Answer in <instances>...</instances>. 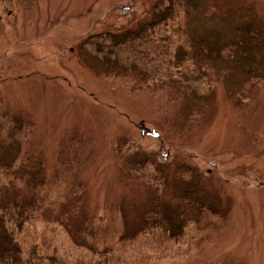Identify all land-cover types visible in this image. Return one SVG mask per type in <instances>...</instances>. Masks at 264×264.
<instances>
[{"label": "rangeland", "instance_id": "obj_1", "mask_svg": "<svg viewBox=\"0 0 264 264\" xmlns=\"http://www.w3.org/2000/svg\"><path fill=\"white\" fill-rule=\"evenodd\" d=\"M158 1L164 3V13L156 9ZM188 1L195 6L189 5L188 13L173 1L172 18L165 11L166 0H0V110L27 120L31 135L21 137V151L23 157L38 159L29 166L14 157L19 160L16 171L29 175L35 166L43 184L52 185L51 191L46 189L52 205L14 234L24 257L36 244L49 243L67 263H94L97 251H115L120 236L138 232L141 217L156 220L153 211L183 214L203 211L200 203L218 206L223 201L221 219L181 217L186 221L184 239L166 258L156 256L148 264H264V79L253 77L255 64L249 75L230 61L213 60V53L199 65L191 59L198 52L194 40L213 38L215 50L235 37L231 2L264 21V0ZM164 18L151 36L154 52L167 48L169 57L157 53L146 85H140L145 76L138 73L136 78L118 77L108 70L103 58H114L98 49L107 52L111 46L97 36L135 31ZM200 47L203 53L205 47ZM158 81L162 86L154 85ZM182 82L185 87L179 86ZM77 136L79 153H62V144L71 146L70 138ZM136 150L161 155L172 169L185 162L204 177L213 171L219 179L207 175L214 188L208 186L200 202L199 193L191 197L196 204L180 195L191 181L188 174L176 173L178 179L167 185L156 181L162 191L158 194L147 188L155 177L151 167L145 165L141 178L130 175L129 157ZM21 179L29 185V178ZM110 205L114 212L107 216L104 234L98 217ZM87 221L100 239L93 240V247L80 229ZM130 253L134 264L153 255Z\"/></svg>", "mask_w": 264, "mask_h": 264}, {"label": "trees", "instance_id": "obj_2", "mask_svg": "<svg viewBox=\"0 0 264 264\" xmlns=\"http://www.w3.org/2000/svg\"><path fill=\"white\" fill-rule=\"evenodd\" d=\"M162 1V0H161ZM166 9L165 11H169V16L173 18V1L174 0H166ZM234 1V0H233ZM192 3V4H191ZM177 4L179 9L182 7L187 8L189 5L193 6L194 3L189 2L188 0H177ZM164 3L157 2L155 5L156 9L163 10ZM229 7L234 8L236 11L235 18V37L229 41L224 42L222 45L218 46L217 49L211 50V45L215 43V40L206 38H199L198 40H194L191 42L193 47H196L198 50L197 54L194 57H190L194 60V66L199 65V61L201 58L204 60L205 57L211 53H213V60L217 61H230L238 67L246 70L245 72L249 75H252L250 71L254 70L252 64L256 65V73L253 75L254 78L264 79V21L261 18L256 17V14L252 13L250 9L246 10L244 7H240L239 2H231ZM192 9V10H193ZM190 12V9L187 8V13ZM251 12V14H249ZM229 18H233V14L229 15ZM171 18V19H172ZM165 18L157 21H153L151 23H145L140 25L138 29L135 31H130L128 28L127 31L114 33L109 36L108 32H104L105 37L97 36V39L101 40V43L104 45V40L108 41L111 48L107 50V52L100 47L99 54L105 52V54L112 55L114 59L107 56V58H103L107 60L108 70L115 72L118 77L122 74L127 77L130 75L132 78H136L137 74L141 76H145L141 81L140 85H146L147 81L152 78H148L150 73H154V66L152 63L157 61V53L159 56H168L169 50L166 48L164 51L158 49V52H154L155 44L152 39V32L156 27L162 26L165 22ZM224 25H228L227 23H223ZM110 37V39H108ZM89 40H86V43H89ZM101 45V46H103ZM202 45L204 48V52H201V47L197 48V46ZM221 47V48H219ZM195 51V49H194ZM177 55V54H176ZM178 56V55H177ZM175 58L178 59V57ZM207 60L209 57H206ZM178 65V64H177ZM141 66V67H140ZM142 68L144 71H140ZM262 69V71H261ZM140 71V72H137ZM123 79V78H121ZM130 80V79H129ZM161 81L154 82V85L162 86ZM177 84V82L175 81ZM185 87L186 84L183 82L179 85ZM163 88V87H162ZM166 90V85L163 88ZM240 91H242L240 89ZM236 94H239L236 93ZM167 104V102H165ZM11 115V114H10ZM6 109L1 108L0 110V264H70L64 261L63 259H59L55 256L56 250L51 249L50 244L48 243H40L34 244V251L28 254V257H24L23 248L20 247L17 241L14 238L15 233H22L25 230V224L34 222L36 214H39L42 208L50 207L53 203L52 196L47 195L46 189L51 188L52 185L48 186L43 184V176L41 171H36L35 166H32L29 175H24L16 171V166L19 165V160L14 162L13 158L21 159V165L29 166L37 161L35 157H23V153L21 151L22 146L20 142L21 137L26 139L27 133L31 135L28 123H25L23 118H19V116H10ZM190 130V128L188 129ZM187 136L188 133H186ZM75 136V135H74ZM29 137V136H28ZM71 146H66V144H62L61 152L69 153L72 151L75 153H79L80 145L82 141L78 140L77 137L70 138ZM138 149V148H136ZM65 150V151H64ZM141 150V149H139ZM139 150H136L129 157V173L132 177L141 178V173H144L146 170L145 165L151 167V172L155 173V177L152 179L153 183L147 182L149 185L147 188L155 189L159 194L161 191L160 185L157 184L156 181L166 182V185L170 183L172 178L178 179L175 174H188L189 179L191 180L188 184V187H185L180 191V195L183 198V201L189 203L195 202L191 197L195 196L197 198V194L199 193L198 199L199 202L201 198L204 197L205 191L211 187L209 182L212 178L207 175H216L215 180L219 179V176L210 171L203 176V173L198 171L196 168L191 167L189 164L185 162H178L176 167L172 169L169 164H165L161 155L158 157L161 163L157 162L158 158L154 154L149 153H141ZM121 154V153H120ZM22 155V158H21ZM13 156L12 159L9 157ZM188 159V157H187ZM75 155L72 156L71 161L76 163ZM64 164L63 162H61ZM41 162H37V165H41ZM65 167L68 165L65 163ZM128 169V168H127ZM150 172V173H151ZM138 173V175H137ZM168 174H172L173 176H169ZM135 175V176H133ZM25 176L29 178V185L26 186V183L21 184V177ZM32 177V179H31ZM136 177V178H137ZM24 178V177H23ZM174 181V180H173ZM215 181V182H216ZM53 184V183H52ZM188 188V189H187ZM207 188V189H206ZM214 188V187H211ZM43 189V190H42ZM50 190V189H49ZM166 191V189H164ZM19 191L21 194L17 197ZM51 191V190H50ZM17 192V193H16ZM151 192V191H150ZM184 195H182V194ZM207 195V194H206ZM55 198V197H53ZM217 202L215 199L213 203ZM187 203V204H189ZM198 203V200L195 204ZM223 203L219 202L218 206L216 205H204L203 203L198 204L202 209H197L195 211H185L179 212L169 210L166 214L160 215L161 212L153 211L152 214L157 216V219H153L149 223L148 220L141 217L143 221L138 232L131 234L127 232V236H120L118 240L117 249H101L96 252L98 254L97 259L94 263L90 261L82 262L81 264H134L135 259L133 254L130 252L133 251H144V252H152L153 255L149 260L146 259V262L143 264L151 263L153 260L159 259L156 256L160 257V255L168 256L171 253L173 247L179 243V241L183 240L185 237L184 223L185 220H181V217L186 219L185 214L198 216V222H201L204 214L215 218L221 219L223 217ZM114 208L110 206H106L104 208V212L102 217H98V222L101 227V231L106 234L108 232V224L106 220L108 219V215H111ZM192 209V207H191ZM98 210L93 213V216L96 217ZM117 213V212H116ZM149 223V224H148ZM89 221H87V225L83 224L81 226V232L83 235L89 240V244L93 247V240H100L96 238L94 234V230L88 227ZM130 226V225H129ZM128 227V225H126ZM212 231V229H211ZM119 235V234H118ZM106 237L103 235V238ZM210 237V236H209ZM206 237V240L209 238ZM37 240V235H36ZM138 240L143 242L137 245ZM101 245V244H98ZM116 252H124L127 256L117 255ZM26 255V252H24ZM166 258V257H165Z\"/></svg>", "mask_w": 264, "mask_h": 264}]
</instances>
